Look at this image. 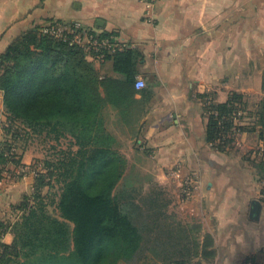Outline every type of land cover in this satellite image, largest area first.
Segmentation results:
<instances>
[{
  "label": "crops",
  "instance_id": "0c3cea01",
  "mask_svg": "<svg viewBox=\"0 0 264 264\" xmlns=\"http://www.w3.org/2000/svg\"><path fill=\"white\" fill-rule=\"evenodd\" d=\"M51 22L111 33L140 51L138 77L149 97L130 122L110 110L111 131L119 146L126 142L120 149L129 163L168 193L176 219L197 226L192 261L244 264L264 253V181L255 158L264 143L250 116L264 96V0H0V53L21 32ZM92 54L101 75L114 72L110 60ZM234 92L247 103L236 124L247 129L220 150L206 138L207 107ZM142 157L145 165L132 160ZM30 167L0 173V221L32 191ZM12 239L0 230L1 241Z\"/></svg>",
  "mask_w": 264,
  "mask_h": 264
},
{
  "label": "trees",
  "instance_id": "16d2710c",
  "mask_svg": "<svg viewBox=\"0 0 264 264\" xmlns=\"http://www.w3.org/2000/svg\"><path fill=\"white\" fill-rule=\"evenodd\" d=\"M41 28L21 32L0 53L2 101L10 121L21 123L28 134H44L58 145L62 139L69 143L54 146V158L46 160L43 170L36 169L32 194L15 206L18 218L0 221V230L13 235L10 243L0 240V264H195L197 226L169 223L170 250L159 251L165 244L161 233L156 235V262L154 256L142 255L145 235L126 208L153 209L154 221L171 215V200L162 186L155 182L144 192L143 186L124 182L130 163L106 123L110 110L125 122L141 115L149 91L136 85L140 51L121 44L104 49L103 61L110 60L114 72L101 75L88 60L91 50L72 43V33L60 38ZM78 30L100 39L114 36ZM246 104L237 92L226 102L209 103L207 141L223 150L236 131L247 129L236 124L244 118L239 112ZM250 116L264 143V96ZM1 145L0 173L9 164L20 166L23 152L9 140ZM261 152L257 165L264 181V145ZM55 186L50 205L58 215L41 193L43 187ZM244 264H264V253Z\"/></svg>",
  "mask_w": 264,
  "mask_h": 264
},
{
  "label": "rangeland",
  "instance_id": "374dc122",
  "mask_svg": "<svg viewBox=\"0 0 264 264\" xmlns=\"http://www.w3.org/2000/svg\"><path fill=\"white\" fill-rule=\"evenodd\" d=\"M0 96H2V92L0 91ZM107 118L109 119V129L111 130H116L117 126L115 116L113 113L110 111L107 112ZM27 129H24V127L21 125L19 122H11L10 119L7 116V113L5 112L3 102L0 105V146H2V143H6L8 140L12 142L14 146L17 147V150L19 154L23 152V158H22V163L20 164L25 165L28 164L31 167V175H34L33 181H35L36 177V169L37 170H43V168H46V160L50 158H54V155L56 153V149L54 146L57 147H65L69 143V139H62L61 143L59 145L57 144V141L54 139H50L49 137H46L44 134L43 135H33V134H28L26 132ZM28 131V130H27ZM15 134H14V133ZM13 134V135H12ZM17 134V136H15ZM18 139L16 140L15 139ZM6 138V140H5ZM125 143V144H124ZM120 146L122 148H126V142L120 140ZM260 153L256 155V159L260 158ZM132 160L139 162L142 165H145L146 162L145 158H132ZM133 162V161H132ZM133 163L130 164L129 171L127 172L125 183H129L133 185H136L138 188L140 186H143L144 189L143 191L146 192L149 190L151 186L154 185V180L152 177V174H150L148 171L144 170L143 167H138L136 165L135 168L131 166ZM11 166L16 167L14 164H9L8 165V173H12L14 171ZM18 166V165H17ZM140 166V165H139ZM19 167V166H18ZM29 168V169H30ZM17 174V173H16ZM13 175L14 172H13ZM38 176V175H37ZM56 186L54 188H49V187H43L41 190L42 196H45L46 201L48 202V207L50 211L58 215L57 210L54 205H50L51 197L53 193L56 190ZM123 190V189H122ZM33 191V190H32ZM32 191L29 193H26L28 195L32 194ZM136 195L137 192H134ZM25 195V194H24ZM23 195V196H24ZM23 196L19 202L23 200ZM168 198V195H166V199ZM32 199V197H31ZM135 201V200H134ZM136 202V201H135ZM18 204V203H17ZM16 204V205H17ZM126 205V204H125ZM147 207V206H146ZM126 208L129 210L130 214L132 215L134 221L139 225L141 230L143 231L145 235V243H144V248L142 251L143 254H149L151 256L155 257V261L157 262L158 255H155V252H157L158 249H156L155 243H154V238L156 235H160L163 237L165 248H162L160 246L159 251L162 249H165V251L170 250V247H168V229H169V223L175 224L178 222L176 219V211L174 209V206H171L169 204L167 208V215L171 214L170 216H165L164 219H161L158 221L155 219L154 221V216H156L155 211L152 209L147 210L144 207H134L132 204L126 205ZM20 212L15 211L13 213V216L11 217V221H14L18 218ZM178 215V214H177ZM159 225V226H157ZM177 226V225H176ZM164 251V253H165ZM163 253V254H164ZM140 255V257L142 256ZM160 258V257H159ZM158 264V262H157Z\"/></svg>",
  "mask_w": 264,
  "mask_h": 264
},
{
  "label": "built area",
  "instance_id": "2783aa9c",
  "mask_svg": "<svg viewBox=\"0 0 264 264\" xmlns=\"http://www.w3.org/2000/svg\"><path fill=\"white\" fill-rule=\"evenodd\" d=\"M150 4H154L157 0H146ZM41 30L44 33L53 35L55 37H67L68 33H72L73 37L71 39L72 43H79V44H85L86 47L94 51L97 55V58L100 60H103L105 57L104 49H111L115 48L116 46L120 45V42L116 36H112V38H102L96 37L94 34H91L88 31L82 32L78 29L74 28H67L63 24L56 22V23H50L46 26H43ZM137 87H144L145 81L138 77ZM260 155L262 152H259ZM263 199H264V192H263Z\"/></svg>",
  "mask_w": 264,
  "mask_h": 264
},
{
  "label": "water",
  "instance_id": "95a60500",
  "mask_svg": "<svg viewBox=\"0 0 264 264\" xmlns=\"http://www.w3.org/2000/svg\"><path fill=\"white\" fill-rule=\"evenodd\" d=\"M2 99H3V96H0V105L3 102Z\"/></svg>",
  "mask_w": 264,
  "mask_h": 264
}]
</instances>
